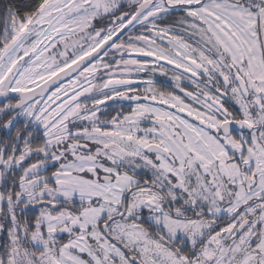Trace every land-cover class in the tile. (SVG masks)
I'll return each mask as SVG.
<instances>
[{"label":"snow or ice","instance_id":"obj_1","mask_svg":"<svg viewBox=\"0 0 264 264\" xmlns=\"http://www.w3.org/2000/svg\"><path fill=\"white\" fill-rule=\"evenodd\" d=\"M0 264H264V0H0Z\"/></svg>","mask_w":264,"mask_h":264}]
</instances>
